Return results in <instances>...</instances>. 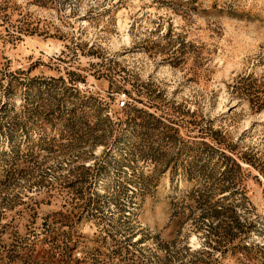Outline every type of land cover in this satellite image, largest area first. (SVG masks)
<instances>
[{
	"label": "rangeland",
	"instance_id": "374dc122",
	"mask_svg": "<svg viewBox=\"0 0 264 264\" xmlns=\"http://www.w3.org/2000/svg\"><path fill=\"white\" fill-rule=\"evenodd\" d=\"M0 264H264V0H0Z\"/></svg>",
	"mask_w": 264,
	"mask_h": 264
},
{
	"label": "trees",
	"instance_id": "16d2710c",
	"mask_svg": "<svg viewBox=\"0 0 264 264\" xmlns=\"http://www.w3.org/2000/svg\"><path fill=\"white\" fill-rule=\"evenodd\" d=\"M222 156H223V158L225 159V160H227V161H231V163L233 164V165H235L236 167H238L239 168V165H238V163L233 159V158H231V157H229V156H227V155H225V154H222ZM215 210V209H214ZM214 212H218L217 210L216 211H214Z\"/></svg>",
	"mask_w": 264,
	"mask_h": 264
}]
</instances>
